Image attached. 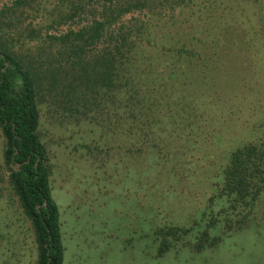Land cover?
Here are the masks:
<instances>
[{"label": "rangeland", "instance_id": "1", "mask_svg": "<svg viewBox=\"0 0 264 264\" xmlns=\"http://www.w3.org/2000/svg\"><path fill=\"white\" fill-rule=\"evenodd\" d=\"M14 1L0 0V10ZM61 1L29 0L23 10L4 15L6 21L20 17L23 26L31 22L42 28L40 37H25L26 32L19 40L16 45L23 52L38 54L42 45L49 48L48 35L77 30L92 20L93 13L86 11L74 22L56 23L67 4ZM205 2L195 0L192 9ZM215 2L210 10L156 6L121 18L165 13L174 20L156 28L162 32L173 21L174 31L176 21L187 15L192 27L205 25L193 27L176 44L197 50L196 56L168 61L177 74L166 79L161 103L166 115L157 120L156 133L144 136L132 120L117 121L113 110L118 102L111 94L101 93L80 112L40 106L39 130L52 163L64 264H264V195L257 210L260 219L250 220L217 246L197 252L179 244L157 257L154 229L189 226L199 219L231 151L247 141L264 140V0ZM91 4L98 2L89 1L88 8ZM223 34V43L216 44ZM161 83L156 76L155 86ZM155 95L162 99V93ZM3 145L0 131V163ZM36 257L31 224L7 182H0V264H34Z\"/></svg>", "mask_w": 264, "mask_h": 264}, {"label": "trees", "instance_id": "2", "mask_svg": "<svg viewBox=\"0 0 264 264\" xmlns=\"http://www.w3.org/2000/svg\"><path fill=\"white\" fill-rule=\"evenodd\" d=\"M28 1L15 0L0 10V131L4 139L0 182H7L31 224L37 249L34 264H64L59 207L51 188L52 163L39 130L40 106L46 103L51 111L80 112L81 107L89 109V101L101 93L111 94L118 102L113 110L117 121L132 120L144 136L156 133L155 124L165 114L162 105L166 79L177 74L168 61L181 62L196 56L197 50L185 43L176 44L184 42L183 37L193 27L205 29V25L196 23L192 27L187 15L176 21L174 31L173 21L166 28L169 31L162 32L156 28L164 29L174 20L165 13L157 12L154 17L143 14L130 21L121 18L128 12L156 6L174 10L180 6L182 11L188 7L192 12L205 7L210 10L216 0H203L206 2L197 9H192L195 0H97L98 4L90 8L87 3L91 0H63L66 8L56 23L74 22L86 11H91L93 18L77 30L48 35L49 48L42 45L38 54H27L16 44L26 32L25 37H40L42 28L33 27L31 22L23 26L20 17L2 19L8 12L23 10ZM196 18L200 20L201 16ZM166 33L171 35L167 37ZM192 34L193 39L202 41ZM224 38L225 34L214 42L220 45ZM156 76L162 81L158 87ZM156 92L162 93V99H157ZM13 164H21V168L16 170ZM216 186L201 217H195L191 225L154 229L157 257L179 244L197 252L213 248L250 220L260 219L257 210L264 195V140H250L233 149ZM216 229L218 232L213 234ZM193 234L195 240L189 239Z\"/></svg>", "mask_w": 264, "mask_h": 264}, {"label": "water", "instance_id": "3", "mask_svg": "<svg viewBox=\"0 0 264 264\" xmlns=\"http://www.w3.org/2000/svg\"><path fill=\"white\" fill-rule=\"evenodd\" d=\"M7 65H8V63H7ZM13 166L16 170L21 168V164H13ZM47 264H49V262Z\"/></svg>", "mask_w": 264, "mask_h": 264}]
</instances>
